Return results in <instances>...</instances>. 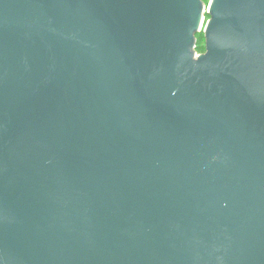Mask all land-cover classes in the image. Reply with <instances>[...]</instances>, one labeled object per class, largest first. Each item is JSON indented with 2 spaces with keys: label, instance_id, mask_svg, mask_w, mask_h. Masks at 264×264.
I'll use <instances>...</instances> for the list:
<instances>
[{
  "label": "water",
  "instance_id": "1",
  "mask_svg": "<svg viewBox=\"0 0 264 264\" xmlns=\"http://www.w3.org/2000/svg\"><path fill=\"white\" fill-rule=\"evenodd\" d=\"M0 0V264H264V0Z\"/></svg>",
  "mask_w": 264,
  "mask_h": 264
},
{
  "label": "rangeland",
  "instance_id": "2",
  "mask_svg": "<svg viewBox=\"0 0 264 264\" xmlns=\"http://www.w3.org/2000/svg\"><path fill=\"white\" fill-rule=\"evenodd\" d=\"M203 2V13L201 15V19L199 22V31L197 32V34L195 35V47L197 46L198 49H201L203 51H197L196 49H194L195 51V55H201L205 52V36H204V31H205V27H206V23L209 20V16L207 13V10L209 8V5L211 3V0H202Z\"/></svg>",
  "mask_w": 264,
  "mask_h": 264
},
{
  "label": "trees",
  "instance_id": "3",
  "mask_svg": "<svg viewBox=\"0 0 264 264\" xmlns=\"http://www.w3.org/2000/svg\"><path fill=\"white\" fill-rule=\"evenodd\" d=\"M209 16V15H208ZM197 34V33H196ZM195 49L199 52V51H203L201 49H198V47L196 46Z\"/></svg>",
  "mask_w": 264,
  "mask_h": 264
}]
</instances>
